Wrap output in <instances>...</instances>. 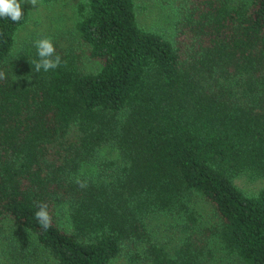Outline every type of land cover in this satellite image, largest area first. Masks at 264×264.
Returning <instances> with one entry per match:
<instances>
[{
  "label": "trees",
  "instance_id": "1",
  "mask_svg": "<svg viewBox=\"0 0 264 264\" xmlns=\"http://www.w3.org/2000/svg\"><path fill=\"white\" fill-rule=\"evenodd\" d=\"M21 3L19 23L0 18V229L17 254L264 264V185L234 182L264 180V0H177L185 12L165 35L138 26L134 0H79L80 49L52 39L62 63L47 72L36 71L35 42L50 37L16 47L30 18ZM162 214L182 232L170 248L149 226Z\"/></svg>",
  "mask_w": 264,
  "mask_h": 264
},
{
  "label": "rangeland",
  "instance_id": "2",
  "mask_svg": "<svg viewBox=\"0 0 264 264\" xmlns=\"http://www.w3.org/2000/svg\"><path fill=\"white\" fill-rule=\"evenodd\" d=\"M177 0H134L137 24L147 31H156L162 34H171L176 19L185 10L176 6ZM181 1V0H179ZM79 0H51L44 2L38 0L37 5L28 4L30 11L29 21L17 34L16 47L32 41L34 37L42 35L56 39L64 49L74 48L79 50L78 41L72 34L73 25L77 18L75 7ZM164 34V35H165ZM82 67L86 71H95L96 64L88 57L82 59ZM239 188L247 193H254L264 185V180L250 181L244 176L234 180ZM194 209L203 223H210L212 216L211 207L201 198L194 200ZM65 222V215L59 214ZM151 228L167 248L179 244L181 231L179 220L169 215H158L150 221ZM19 245L16 237L11 236V230L6 224L0 229V264H56L46 253L35 249L32 253L19 256L16 248ZM223 258L222 254L220 255ZM112 264H130L124 256L115 259ZM237 264V263H235Z\"/></svg>",
  "mask_w": 264,
  "mask_h": 264
},
{
  "label": "clouds",
  "instance_id": "3",
  "mask_svg": "<svg viewBox=\"0 0 264 264\" xmlns=\"http://www.w3.org/2000/svg\"><path fill=\"white\" fill-rule=\"evenodd\" d=\"M30 3L35 6L38 3V0H23V4ZM24 16V9L22 7L21 0H0V18L8 19L14 23H19ZM37 49V55L39 60L35 62L36 71L39 72L43 69L45 72L49 70L56 69L62 63L60 55L56 53L54 43L51 38L39 39L35 42ZM4 76L3 73H0V79ZM77 183L81 187L85 185L80 183L77 180ZM35 218L41 225L44 230H47L51 227L52 217L48 210L47 203H39L38 211L35 213Z\"/></svg>",
  "mask_w": 264,
  "mask_h": 264
}]
</instances>
